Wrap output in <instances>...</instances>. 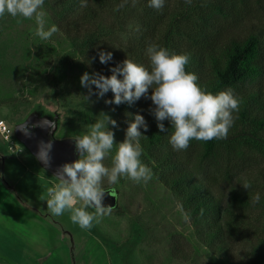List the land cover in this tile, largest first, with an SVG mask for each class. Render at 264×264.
<instances>
[{
  "label": "rangeland",
  "instance_id": "374dc122",
  "mask_svg": "<svg viewBox=\"0 0 264 264\" xmlns=\"http://www.w3.org/2000/svg\"><path fill=\"white\" fill-rule=\"evenodd\" d=\"M80 5L81 0H44L40 11L46 13V29L52 25L59 29L48 40L36 35L35 16L5 15L0 23V119L11 127L34 108L57 112V135L67 137L86 134L103 112L117 121V128H109L115 133V142L120 143L137 110H116L105 103L104 96L93 94L85 99L89 90L81 85L80 78L85 72L94 74L97 58L80 54L77 48L82 40L67 37L58 26L65 11L71 13ZM258 17L255 20L264 24V10ZM138 25L131 21L128 32L120 33V41ZM115 46L124 57L126 52L119 44ZM62 60L68 61V68L63 78H56L54 69ZM247 87L264 92V75ZM96 91L93 85L92 92ZM117 147L114 145L103 161L105 166H112ZM0 152L4 154L0 160V264H232L204 244L191 218L185 219L190 216L181 197L162 183L160 169L147 161L142 160L152 169V179L136 183L119 177L114 184L120 190L118 208L99 223L94 221L90 229H81L71 221L69 210L54 216L47 209L48 189L59 180L27 149L15 138L11 143L6 141L0 133ZM188 153L195 179L205 182L204 163L193 149ZM247 163L255 169L264 165V158L249 150ZM244 175L237 169L229 179L213 185L215 194L226 202ZM102 186L112 185L105 178Z\"/></svg>",
  "mask_w": 264,
  "mask_h": 264
},
{
  "label": "trees",
  "instance_id": "16d2710c",
  "mask_svg": "<svg viewBox=\"0 0 264 264\" xmlns=\"http://www.w3.org/2000/svg\"><path fill=\"white\" fill-rule=\"evenodd\" d=\"M122 2L87 0L86 7L65 11L58 26L67 37L82 40L77 48L80 54L97 58L94 74L110 76V69L125 59L150 69L146 48L156 43L176 54H188L186 71L196 74L207 91L234 90L241 104L227 138L193 139L187 150L181 151L173 150L169 143L173 129L168 121L164 122L168 132L157 128L149 111L154 107L150 99L110 105L116 110L135 109L144 116L148 130L140 129L147 136L140 141V159L160 169L162 183L181 197L204 244L232 264H264V165L252 169L247 163L249 150L264 158V92L247 87L264 75V24L255 20L264 10V0H192L191 4L165 0L161 10L149 7V0H135L134 6L133 0H127L125 7L116 10ZM133 20L138 27L120 41V33L128 32ZM116 44L126 52L124 57ZM100 51L111 52L112 60L100 63ZM68 64L62 60L54 76L63 78ZM104 97L114 98L111 91ZM192 149L204 163L205 182L197 181L189 166L188 150ZM237 169L245 172L241 185L223 202L213 185L229 179ZM246 181L251 183L248 190L242 186ZM257 193L260 201L253 204Z\"/></svg>",
  "mask_w": 264,
  "mask_h": 264
},
{
  "label": "clouds",
  "instance_id": "9594fccd",
  "mask_svg": "<svg viewBox=\"0 0 264 264\" xmlns=\"http://www.w3.org/2000/svg\"><path fill=\"white\" fill-rule=\"evenodd\" d=\"M191 2L185 0L186 4ZM126 3L127 0H123L116 10L125 7ZM164 4L165 0H149V7L156 10H161ZM43 5L44 0H0V17L6 13L14 18L21 16L31 19L35 16L36 35L41 40H48L59 29L56 25L46 29V13L40 11ZM81 6L86 7L87 0H81ZM98 55L102 64L112 60L111 52L100 51ZM146 55L150 69L125 59L110 69V76L99 73L89 75L85 72L80 78L81 85L89 90V97L85 99L93 94L103 97L109 91L114 98L106 100L107 104L131 105L142 97L150 99L154 107L149 111L159 131L168 132L165 121L171 125L173 131L169 143L176 151L187 150L193 139L205 142L226 139L241 104L234 90L229 88L217 94L207 91L198 83L196 74L186 71V65L190 62V56L186 53L176 54L156 43H149ZM93 85L97 89L95 93L92 92ZM100 116L102 118L91 124L86 134L74 138L80 158L58 170L55 177L59 183L47 192L46 204L51 214L60 216L69 210L71 221L81 229H90L94 221L99 223L104 216L115 211V207L103 203L105 193L109 192L102 186L105 178L109 185H114L122 176L136 183H147L153 177L152 169L140 159L143 153L140 141L141 138H147L140 129L143 128L145 132L148 130L144 116L135 115L120 143L115 142V133L109 128V125L117 128V121L103 112ZM117 144L112 166L107 167L103 161ZM40 155L43 157L46 154L41 151ZM242 186L248 190L251 183L246 181ZM109 193L115 197L114 192ZM81 201L83 204L77 206ZM259 201L260 195L257 193L253 197V204ZM89 208L95 211H87ZM189 218L185 216V219Z\"/></svg>",
  "mask_w": 264,
  "mask_h": 264
},
{
  "label": "water",
  "instance_id": "95a60500",
  "mask_svg": "<svg viewBox=\"0 0 264 264\" xmlns=\"http://www.w3.org/2000/svg\"><path fill=\"white\" fill-rule=\"evenodd\" d=\"M59 113H45L38 109L31 110L23 119L11 125L13 137L35 158L37 163L54 177L65 164H70L80 158L75 147V137H59ZM50 145V148L48 147ZM41 151L45 156H41ZM104 205L118 208L120 190L116 185L104 187Z\"/></svg>",
  "mask_w": 264,
  "mask_h": 264
},
{
  "label": "built area",
  "instance_id": "2783aa9c",
  "mask_svg": "<svg viewBox=\"0 0 264 264\" xmlns=\"http://www.w3.org/2000/svg\"><path fill=\"white\" fill-rule=\"evenodd\" d=\"M0 133L6 141L10 143L14 141L11 127L9 123L3 118L0 119Z\"/></svg>",
  "mask_w": 264,
  "mask_h": 264
},
{
  "label": "crops",
  "instance_id": "0c3cea01",
  "mask_svg": "<svg viewBox=\"0 0 264 264\" xmlns=\"http://www.w3.org/2000/svg\"><path fill=\"white\" fill-rule=\"evenodd\" d=\"M3 156H4V154H3L2 152H0V160H1V159H4ZM24 167H25V169H26V168H27V165H24ZM8 184H9L10 186H12V187H14V185H15V184H13L12 182H8ZM15 186H16V185H15Z\"/></svg>",
  "mask_w": 264,
  "mask_h": 264
},
{
  "label": "flooded vegetation",
  "instance_id": "af4514ba",
  "mask_svg": "<svg viewBox=\"0 0 264 264\" xmlns=\"http://www.w3.org/2000/svg\"><path fill=\"white\" fill-rule=\"evenodd\" d=\"M46 112V111H45Z\"/></svg>",
  "mask_w": 264,
  "mask_h": 264
}]
</instances>
